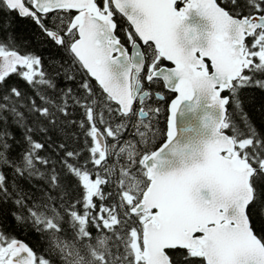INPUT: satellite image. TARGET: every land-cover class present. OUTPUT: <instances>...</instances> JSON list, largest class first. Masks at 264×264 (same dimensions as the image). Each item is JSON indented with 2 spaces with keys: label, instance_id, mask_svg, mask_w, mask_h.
<instances>
[{
  "label": "snow or ice",
  "instance_id": "6c2138e0",
  "mask_svg": "<svg viewBox=\"0 0 264 264\" xmlns=\"http://www.w3.org/2000/svg\"><path fill=\"white\" fill-rule=\"evenodd\" d=\"M257 90L264 0H0V264H264Z\"/></svg>",
  "mask_w": 264,
  "mask_h": 264
},
{
  "label": "trees",
  "instance_id": "16d2710c",
  "mask_svg": "<svg viewBox=\"0 0 264 264\" xmlns=\"http://www.w3.org/2000/svg\"><path fill=\"white\" fill-rule=\"evenodd\" d=\"M14 32L18 41H30L32 46L43 55L47 56L52 53V49L40 44V38L36 35V30L29 20L16 17L14 20ZM248 95L250 97L247 105L249 115L257 125H260L261 123H264V94L257 90L249 92ZM17 235L21 240H24L35 247L34 237L21 233H17Z\"/></svg>",
  "mask_w": 264,
  "mask_h": 264
},
{
  "label": "flooded vegetation",
  "instance_id": "af4514ba",
  "mask_svg": "<svg viewBox=\"0 0 264 264\" xmlns=\"http://www.w3.org/2000/svg\"><path fill=\"white\" fill-rule=\"evenodd\" d=\"M159 126H160L161 128H164V127H165V119H164V115H162L161 118H160V124H159Z\"/></svg>",
  "mask_w": 264,
  "mask_h": 264
}]
</instances>
